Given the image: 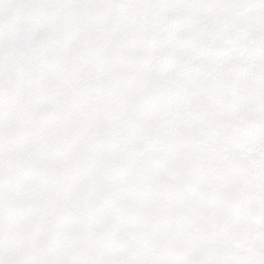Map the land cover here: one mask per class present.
<instances>
[{
  "label": "snow or ice",
  "instance_id": "obj_1",
  "mask_svg": "<svg viewBox=\"0 0 264 264\" xmlns=\"http://www.w3.org/2000/svg\"><path fill=\"white\" fill-rule=\"evenodd\" d=\"M0 264H264V0H0Z\"/></svg>",
  "mask_w": 264,
  "mask_h": 264
}]
</instances>
